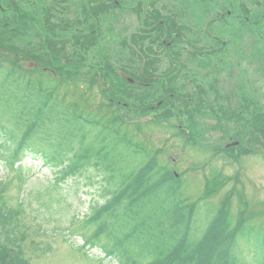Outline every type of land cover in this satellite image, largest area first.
Listing matches in <instances>:
<instances>
[{
	"label": "trees",
	"instance_id": "1",
	"mask_svg": "<svg viewBox=\"0 0 264 264\" xmlns=\"http://www.w3.org/2000/svg\"><path fill=\"white\" fill-rule=\"evenodd\" d=\"M40 4L41 0H18L15 16L12 1L0 0L4 10L0 12V264H31L25 253L27 247L41 256L52 248L49 241L41 246L35 243L40 235L47 239L54 235L47 228L48 222L41 223L37 215H32L37 204V213L42 210L52 219L54 206L47 197L49 192L21 195L28 170L23 164L26 158L41 162L53 172L55 189L85 173L100 179L104 202L91 205L83 223L84 228H92L89 235H81L78 250H85V254L98 248L104 259L116 264H249L242 262L236 252L243 243L253 250V264H264V228L250 224L251 218H245L244 210L232 220L227 204H222L207 217L203 230L193 234L198 205L181 197L180 177L174 169L163 166L161 156L140 147L136 136L144 134L141 126L134 127L135 135L122 126L117 110H131L139 117L151 111L142 100L150 95L142 96L138 82L127 79L133 74L123 65L108 62L119 54L107 48L111 51L109 57L102 56L104 60L95 70L86 71L95 75L93 79L64 80L59 72H52L57 69L41 50L46 48L58 59L64 58L69 51L63 55L56 47L68 41L63 34L69 33L72 39L79 34L60 27L63 23L52 27L47 20L51 17L46 14L37 47H18L11 41L16 31L24 30L28 19L36 24L43 12L48 13L47 3ZM32 7L42 11L34 14V19L27 17ZM98 38L100 42V34ZM103 49L99 46L97 50ZM38 51L41 53L36 55ZM119 53L124 55L123 49ZM130 53L139 57L137 44ZM80 85L86 87L84 92L78 91ZM95 89L102 96L97 106L89 103ZM69 96L75 100L67 101ZM123 96L134 98H125L128 103H124ZM185 103L184 97H168V103L154 112L172 107L174 112L182 113L187 110ZM193 116L189 110L165 127L184 139L185 147L195 134L190 126ZM162 123L154 116L145 125L159 128ZM258 132L264 139V128ZM10 172L19 175V195L14 204L7 197L12 186L7 180ZM28 215L33 219L31 223L26 221Z\"/></svg>",
	"mask_w": 264,
	"mask_h": 264
},
{
	"label": "flooded vegetation",
	"instance_id": "2",
	"mask_svg": "<svg viewBox=\"0 0 264 264\" xmlns=\"http://www.w3.org/2000/svg\"><path fill=\"white\" fill-rule=\"evenodd\" d=\"M9 1L16 16L18 0ZM119 1L43 0L48 8L43 14L51 17L52 27L63 23L60 27L79 34L73 39L63 34L68 41L56 47L63 55L68 50L70 57L59 59L83 66L76 52L107 46L119 54L108 62L123 65L133 74L123 75L138 82L141 95L157 99L146 109L153 112L168 103V97H184L187 110L206 126H219L216 115L226 126L229 122L239 129L250 126L252 136L243 139L244 144L264 155V139L258 132L264 128V108L258 103V80L264 78V0ZM41 12L32 7L27 17L34 19ZM136 44L137 59L130 53ZM122 49L124 55L119 53ZM45 53L51 64L59 60L56 54ZM92 60L85 71H92ZM86 75L88 80L95 77ZM229 142L225 148L239 143L232 138Z\"/></svg>",
	"mask_w": 264,
	"mask_h": 264
},
{
	"label": "rangeland",
	"instance_id": "3",
	"mask_svg": "<svg viewBox=\"0 0 264 264\" xmlns=\"http://www.w3.org/2000/svg\"><path fill=\"white\" fill-rule=\"evenodd\" d=\"M35 6H37V3ZM46 17L47 15L42 13V18L36 24L28 19L24 30L16 31L11 36V41L18 47H37V42L42 39L39 31L44 32ZM47 20L49 21L48 18ZM24 32H26L25 36L23 35ZM32 39L35 42H31ZM102 48L104 49L87 51L82 49L76 52L82 57V62L85 63L83 66L53 59L57 71L52 72H59V76H62L64 80L79 76H82V80H88L86 74L92 72L91 70L90 72L85 71L90 66L88 60L93 58L91 69L95 70V66L104 60L102 56L108 58L111 54L107 46H102ZM42 51H46V48H43ZM66 57H70V54ZM258 87V103L260 108H264V78L261 76L258 80ZM85 89L84 85H80L78 91L84 92ZM90 94L89 103L94 106L99 105L102 100L99 91L95 89ZM116 96L120 97L122 95L117 94ZM125 98L131 100L134 97L127 96ZM125 98L123 96L121 99L124 103H128ZM74 100L75 97L70 99V96L67 99L69 102ZM142 100L145 101V106H151L154 104L153 101H157V99L151 97ZM154 111L144 117H139L134 111L127 109L117 110V113L123 121L124 125L122 126H125V131L135 135V126L143 128L144 134L136 136L137 143L143 150L152 151L161 156L163 166L166 165L174 169L180 177L181 197L187 203H197L193 234L198 235L203 230L207 217L212 212L217 211L222 204H227L232 220H235L241 213L240 211L244 210L245 218H251L250 224L264 228V155L260 150L256 152L251 147H247L244 141L240 143L247 136H252L250 126L244 124V128L239 129L236 126L232 127L230 122L226 126L224 121H221L217 115L215 120L220 127L212 124L210 125L213 127L209 124L206 126L202 123L199 115H196L191 118L190 123L191 129L195 128V134L187 141L189 146L185 147L183 144L184 139L172 135L165 127L174 124L177 117L178 119L181 118L189 110L185 109L182 110V113H179V111L174 112L170 107L169 109ZM154 116L155 120L163 122L162 127L155 128L152 125H145L147 121L154 119ZM193 121H195V124H192ZM229 137L234 141H238V145L225 148V145L230 143ZM23 164L27 166L28 170L25 173V184L21 195L25 196L29 192L43 190L45 193L49 192L47 197L54 206L52 219H50L51 216H47L49 213H43L42 210L37 213V204L33 206L35 211L32 215H37L38 221L41 223L48 222L47 228L53 231L54 236L49 239L43 237V235L35 238V243L39 246L48 241L52 245V248L48 252L46 250L43 256L40 253L31 252L29 247L26 248V257L30 259L31 264H116L112 260L104 259L98 248L90 250L87 254H85V250H78L82 245L81 235H89L92 232V228L83 227V223L89 214V207L96 204L102 205L104 202L102 196L103 185H101L100 179L96 175L85 173L58 185L55 189L53 184H55L56 178L49 168L44 167L39 161H32L30 158H26ZM0 175H2L1 172ZM18 177L17 172H10L7 177L8 181H12V186L7 193V197L12 201V204L19 195ZM26 221L31 223L33 219L28 215ZM236 252L242 262L253 264V250L251 248L240 243L236 248Z\"/></svg>",
	"mask_w": 264,
	"mask_h": 264
}]
</instances>
